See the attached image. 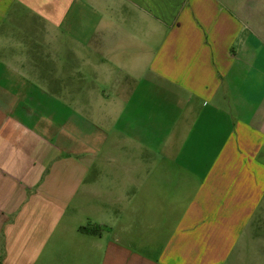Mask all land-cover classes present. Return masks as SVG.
<instances>
[{"label":"crops","instance_id":"obj_1","mask_svg":"<svg viewBox=\"0 0 264 264\" xmlns=\"http://www.w3.org/2000/svg\"><path fill=\"white\" fill-rule=\"evenodd\" d=\"M0 264H264V0H0Z\"/></svg>","mask_w":264,"mask_h":264},{"label":"trees","instance_id":"obj_2","mask_svg":"<svg viewBox=\"0 0 264 264\" xmlns=\"http://www.w3.org/2000/svg\"><path fill=\"white\" fill-rule=\"evenodd\" d=\"M97 228L96 227H81L80 231L84 233H90V234H96L97 233Z\"/></svg>","mask_w":264,"mask_h":264}]
</instances>
